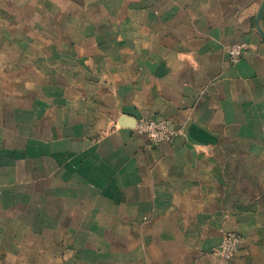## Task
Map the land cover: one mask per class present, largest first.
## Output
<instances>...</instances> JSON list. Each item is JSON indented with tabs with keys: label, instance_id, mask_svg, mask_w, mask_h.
<instances>
[{
	"label": "crops",
	"instance_id": "1",
	"mask_svg": "<svg viewBox=\"0 0 264 264\" xmlns=\"http://www.w3.org/2000/svg\"><path fill=\"white\" fill-rule=\"evenodd\" d=\"M0 264H264V0H0Z\"/></svg>",
	"mask_w": 264,
	"mask_h": 264
},
{
	"label": "built area",
	"instance_id": "2",
	"mask_svg": "<svg viewBox=\"0 0 264 264\" xmlns=\"http://www.w3.org/2000/svg\"><path fill=\"white\" fill-rule=\"evenodd\" d=\"M247 47L245 42H236L230 45L228 49L230 61L233 64L238 63ZM136 130L146 135L153 143L172 141L181 132L180 129L171 126L169 118H142L137 122ZM239 242L240 235L237 232H227L215 252L224 259L231 260L238 251Z\"/></svg>",
	"mask_w": 264,
	"mask_h": 264
}]
</instances>
